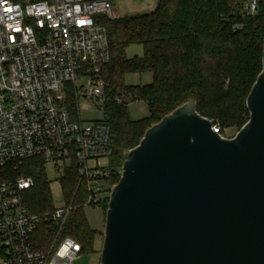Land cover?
I'll return each instance as SVG.
<instances>
[{
    "label": "built area",
    "instance_id": "obj_1",
    "mask_svg": "<svg viewBox=\"0 0 264 264\" xmlns=\"http://www.w3.org/2000/svg\"><path fill=\"white\" fill-rule=\"evenodd\" d=\"M258 1L247 0L246 12L255 13ZM101 17H118L109 0H0L1 264H73L82 246L62 237L69 214L98 205L102 182L120 177L121 167L89 165L113 152L105 111L98 109L97 118L84 124L67 99L74 95L77 103L80 91L90 100L107 97L102 74L110 51ZM31 158L57 170L75 165L83 189L80 203L72 198L42 215L56 225L44 247L34 240L41 215L23 202L34 181L6 170Z\"/></svg>",
    "mask_w": 264,
    "mask_h": 264
},
{
    "label": "water",
    "instance_id": "obj_2",
    "mask_svg": "<svg viewBox=\"0 0 264 264\" xmlns=\"http://www.w3.org/2000/svg\"><path fill=\"white\" fill-rule=\"evenodd\" d=\"M262 48L233 137L190 100L123 155L99 264H264V37Z\"/></svg>",
    "mask_w": 264,
    "mask_h": 264
},
{
    "label": "trees",
    "instance_id": "obj_3",
    "mask_svg": "<svg viewBox=\"0 0 264 264\" xmlns=\"http://www.w3.org/2000/svg\"><path fill=\"white\" fill-rule=\"evenodd\" d=\"M246 2L157 0L156 7L147 13L101 17L110 51V62L102 77L108 91L105 113L113 148L112 166L120 168L123 155L139 143L150 126L190 100L219 133L245 124L249 118L245 100L262 70L264 37V0L258 1L253 14L246 12ZM130 45H140L142 56L127 58L125 49ZM135 72L151 74V81L124 85L125 75ZM121 97L128 103L144 101L148 116L131 120ZM69 105L73 106L72 99ZM6 170L12 177L24 175L33 179V187L23 193V202L31 213L41 215L34 240L35 246H46L53 239L54 224L42 216L52 210V204L41 160L31 158L16 169L8 166ZM118 180L116 175L108 182L116 184ZM78 183L73 165L65 170L61 186L76 203L83 200V189ZM103 205L106 210L108 203ZM95 235L82 209H74L62 237L71 236L80 242L82 251L93 252Z\"/></svg>",
    "mask_w": 264,
    "mask_h": 264
},
{
    "label": "rangeland",
    "instance_id": "obj_4",
    "mask_svg": "<svg viewBox=\"0 0 264 264\" xmlns=\"http://www.w3.org/2000/svg\"><path fill=\"white\" fill-rule=\"evenodd\" d=\"M110 3L114 6L117 11L118 17H125L138 13H147L153 10L157 5V0H109ZM142 47L140 45H130L125 49V56L127 58H131L135 55L142 56ZM151 81V74L144 73H128L125 75L123 83L124 85H138V84H146ZM68 89L70 85H67ZM106 93L107 88L105 86ZM108 95V94H106ZM74 95L68 94L67 99L74 100V105L72 109L80 110L79 116L84 124H91L93 120L97 118L98 109H103L105 111V105L108 101V97L101 101L90 100L83 97L82 92L80 91L78 94V101L76 103ZM71 97V98H70ZM126 106V111L131 120H139L148 116V107L147 104L142 100H132ZM76 113V112H75ZM238 127H227L224 128L221 132V136L225 138L233 137L237 131ZM113 159V155L98 158L97 160L89 161V165L92 166L97 164L99 166L107 164L111 165ZM96 162V163H95ZM44 171V177L46 184L49 189L50 200L52 204V209L63 206L68 203L71 199L65 195L62 186L61 179L64 176L65 170L59 169L57 170L53 164L47 163L42 165ZM114 186V185H113ZM112 184L102 182L100 187L99 196V204L96 206H85L82 207V213L85 216L86 222L90 229L96 232L94 243H93V252L82 251L80 257L74 260L73 264H99L100 252L103 242V230H104V222H105V214L106 210H104L105 206L103 204L107 202V196L109 195L105 192L108 189H112ZM111 187V188H110ZM105 194L107 195L105 197ZM107 209V207H106ZM54 224V223H53ZM55 224L51 225V228L55 230ZM49 243V242H48ZM3 260V256L0 254V264Z\"/></svg>",
    "mask_w": 264,
    "mask_h": 264
}]
</instances>
